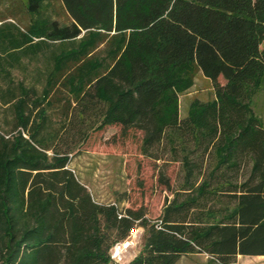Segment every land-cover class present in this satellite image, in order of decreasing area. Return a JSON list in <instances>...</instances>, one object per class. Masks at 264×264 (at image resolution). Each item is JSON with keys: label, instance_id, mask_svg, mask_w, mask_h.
Instances as JSON below:
<instances>
[{"label": "trees", "instance_id": "1", "mask_svg": "<svg viewBox=\"0 0 264 264\" xmlns=\"http://www.w3.org/2000/svg\"><path fill=\"white\" fill-rule=\"evenodd\" d=\"M199 74L214 98L182 118ZM111 126L164 163L156 219L70 167ZM138 228L128 264L264 256V0H0V264H119Z\"/></svg>", "mask_w": 264, "mask_h": 264}, {"label": "rangeland", "instance_id": "2", "mask_svg": "<svg viewBox=\"0 0 264 264\" xmlns=\"http://www.w3.org/2000/svg\"><path fill=\"white\" fill-rule=\"evenodd\" d=\"M62 20L66 21L65 18ZM213 98L211 82L199 74L195 86L181 96V117L187 116L193 100L207 102ZM141 142L142 133L137 130L132 129L124 135L120 126L107 127L90 135L73 157L70 167L96 200L117 203L122 209L144 208L149 218L156 219L161 214L166 197L172 198V195L159 182L158 169L164 163L145 158L141 153ZM165 172L175 186L180 173L179 163L167 165ZM142 235L143 229H136L128 246L123 244L119 250H114L115 259L120 264H128L139 254ZM199 258L189 261L186 257L184 262L196 264L203 259Z\"/></svg>", "mask_w": 264, "mask_h": 264}, {"label": "crops", "instance_id": "3", "mask_svg": "<svg viewBox=\"0 0 264 264\" xmlns=\"http://www.w3.org/2000/svg\"><path fill=\"white\" fill-rule=\"evenodd\" d=\"M222 83H224L223 80H222ZM186 257L189 261L195 260V259H201L199 257H203L201 262L196 263V264H207V260H208V256L205 254L185 255V256L181 257V259L177 262V264H185L184 259ZM237 264H264V256H242V255H239L237 258Z\"/></svg>", "mask_w": 264, "mask_h": 264}, {"label": "built area", "instance_id": "4", "mask_svg": "<svg viewBox=\"0 0 264 264\" xmlns=\"http://www.w3.org/2000/svg\"><path fill=\"white\" fill-rule=\"evenodd\" d=\"M136 230H134L133 232H132V234L135 232ZM130 239H131V237L127 240V241H125V242H123V243H120V244H118V245H116L115 246V248H114V250L115 249H120V246L121 245H123V244H125V246H128V242L130 241ZM114 250H113V259L117 262V263H119L115 258H116V256L114 255ZM120 264V263H119Z\"/></svg>", "mask_w": 264, "mask_h": 264}]
</instances>
